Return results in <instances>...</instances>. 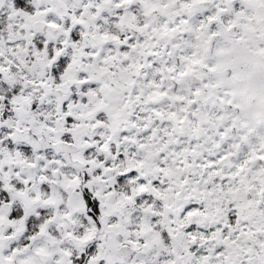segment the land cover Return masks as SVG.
<instances>
[{
  "label": "snow or ice",
  "instance_id": "6c2138e0",
  "mask_svg": "<svg viewBox=\"0 0 264 264\" xmlns=\"http://www.w3.org/2000/svg\"><path fill=\"white\" fill-rule=\"evenodd\" d=\"M0 264H264V0H0Z\"/></svg>",
  "mask_w": 264,
  "mask_h": 264
}]
</instances>
